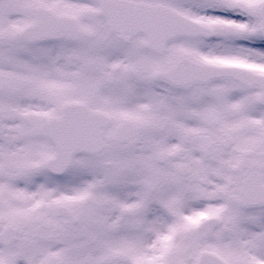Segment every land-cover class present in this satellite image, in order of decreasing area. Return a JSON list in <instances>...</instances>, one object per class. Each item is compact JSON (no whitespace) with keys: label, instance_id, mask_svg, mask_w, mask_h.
Returning <instances> with one entry per match:
<instances>
[{"label":"snow or ice","instance_id":"snow-or-ice-1","mask_svg":"<svg viewBox=\"0 0 264 264\" xmlns=\"http://www.w3.org/2000/svg\"><path fill=\"white\" fill-rule=\"evenodd\" d=\"M0 264H264V0H0Z\"/></svg>","mask_w":264,"mask_h":264}]
</instances>
